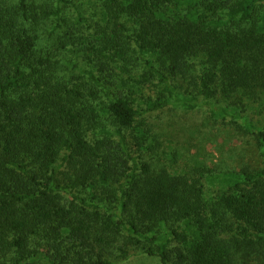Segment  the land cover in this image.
I'll return each instance as SVG.
<instances>
[{
  "label": "trees",
  "instance_id": "1",
  "mask_svg": "<svg viewBox=\"0 0 264 264\" xmlns=\"http://www.w3.org/2000/svg\"><path fill=\"white\" fill-rule=\"evenodd\" d=\"M78 1L0 0V264H117L138 253L252 264L264 247V127L213 108L256 129L262 167L192 176L172 169L148 118L174 103L199 107L178 91L188 81L210 101L264 91L262 0H102L92 21L79 16L77 34L65 8ZM68 42L82 62L67 57ZM130 52L144 61V81L159 82L145 109L116 87V71L129 75L137 59ZM104 113L116 138L89 139ZM118 177L107 202L96 188ZM117 245L120 257L109 256Z\"/></svg>",
  "mask_w": 264,
  "mask_h": 264
},
{
  "label": "rangeland",
  "instance_id": "2",
  "mask_svg": "<svg viewBox=\"0 0 264 264\" xmlns=\"http://www.w3.org/2000/svg\"><path fill=\"white\" fill-rule=\"evenodd\" d=\"M77 7L68 6L65 9V14L70 22V25L75 23V28L72 32L81 33V31H86L84 25L78 22L79 16H83L87 21H92L95 18H91V14L94 11L99 13L101 11L102 0H79ZM260 11H264V0L261 1L259 7ZM220 16V14H219ZM127 17V16H126ZM123 17V21H127V25L130 27L131 24L135 25V21L132 18ZM89 18L91 20H89ZM72 22V24H71ZM234 24H239L235 22ZM77 27V28H76ZM81 28V29H79ZM80 30V31H79ZM67 57L72 59L73 64L82 62V56L72 51V46L70 42L67 44ZM130 55L137 59H133V64H126L124 69H128L130 74L127 75L120 72L121 69L116 71L115 78H119L116 87L120 90L126 92L125 95L135 102V105L140 109H145L147 107V101L150 98H156L158 95L159 82L155 78L150 81H144L143 73L144 61L141 57L130 52ZM79 56V58H78ZM143 56V55H142ZM79 61H78V59ZM202 58H197L193 62L192 77L197 78L201 70ZM75 61V62H74ZM124 61V60H123ZM123 64L125 63L122 62ZM115 64V63H114ZM112 63V65H114ZM117 64V63H116ZM72 68V67H71ZM119 68V67H118ZM197 69V70H196ZM196 70V71H195ZM132 76L133 79L130 78ZM87 80V78H85ZM121 79H125L128 83L127 90L124 88L125 84L120 82ZM185 82L184 88H178V91L182 94H186L188 97L197 96L200 99L199 107L190 109L184 107L181 104H171L167 108L157 112L152 117H149V121L152 124L151 135L153 137L162 139L164 148L169 154V157L174 160V162H168L172 165V169L184 172L186 174L194 176L192 173L195 171L197 174L199 172H208V170L220 172L225 170L240 171L243 168H248L251 171L260 170L262 167L263 159L259 152L258 141L255 130H248L246 124L242 120L232 119V118H221L213 114L214 109L220 108H234L242 112L243 116L255 125L257 128L264 127V91H258L249 93L252 96L248 100L242 102H236L233 99H227L225 97H219L218 99L205 98L203 95H196L198 90L195 89L194 83ZM194 82V81H192ZM178 86L181 85V81L174 82ZM114 89V91L118 89ZM194 91V92H193ZM194 93V94H193ZM254 97V98H253ZM214 103V104H213ZM111 119L108 115L103 114V119L98 123L96 133L100 134L97 137L89 135V139L98 140L99 138L115 139V133L117 131V126L110 121ZM106 126L107 131L102 130V127ZM129 130H125L127 133ZM92 134V133H90ZM94 142V141H93ZM170 161V160H169ZM205 172V173H206ZM112 180L108 186L97 187L96 190L100 197L106 198L107 202L114 201L118 195L121 179L115 178ZM106 187V189H105ZM218 187L213 185H208L206 187V192L209 195H214L217 193ZM87 192V190H86ZM150 227H154L151 225ZM150 227H147L148 229ZM157 230V227L154 228ZM161 234H165L164 231L160 230ZM171 246L177 245L175 243V238L172 237ZM119 245V243H118ZM118 245L114 248H109V256L117 258L120 257V250ZM142 246V245H141ZM141 248V247H137ZM172 248V247H171ZM252 251L248 259L252 264H264V247L260 255L253 254ZM256 259V260H255ZM255 260V261H254ZM33 264H49L45 259L36 261ZM117 264H163L158 256H151L146 254H134L127 260H118ZM174 264V263H173Z\"/></svg>",
  "mask_w": 264,
  "mask_h": 264
}]
</instances>
